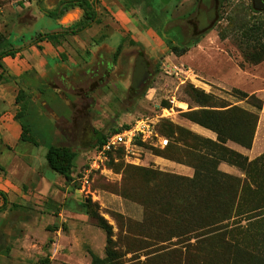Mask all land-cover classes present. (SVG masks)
Instances as JSON below:
<instances>
[{
  "label": "rangeland",
  "instance_id": "1",
  "mask_svg": "<svg viewBox=\"0 0 264 264\" xmlns=\"http://www.w3.org/2000/svg\"><path fill=\"white\" fill-rule=\"evenodd\" d=\"M194 8L195 0H0V51L18 50L0 60V187L8 196L0 211V264H264V156L255 166L232 155L239 167L219 162L208 157L200 136L172 120L185 118L177 106L197 105L188 86L211 94L212 105L241 102L234 105L258 114L234 89H264V60L245 58L243 36L264 10L251 0H220L218 17L196 38L169 28ZM127 28L132 32L125 35ZM49 32L65 33L53 42L58 62L43 66L25 50ZM105 35L111 47L120 44L105 59L69 60L80 44ZM174 49L187 51L176 56ZM136 51L151 70L137 93L130 88ZM169 64L189 68L193 83L165 72ZM254 94L263 104L264 96ZM25 100L36 111L27 116L26 141H15L20 130L12 126H20L16 114ZM155 105L167 148L136 142L132 152L116 150L91 167L95 132L107 135L153 116ZM234 122L244 126L241 118ZM50 144L77 152L70 180L48 167ZM162 159L190 165L202 179H220L207 191L194 190ZM222 162L239 173L222 172Z\"/></svg>",
  "mask_w": 264,
  "mask_h": 264
},
{
  "label": "trees",
  "instance_id": "2",
  "mask_svg": "<svg viewBox=\"0 0 264 264\" xmlns=\"http://www.w3.org/2000/svg\"><path fill=\"white\" fill-rule=\"evenodd\" d=\"M260 13V11L258 12ZM55 17V15H51ZM65 32H49V33H43L39 34V37L35 40V42L40 41H48V42H56L60 36H63ZM72 33H74L72 31ZM245 38V42L248 43V47L250 44V49L244 51L245 58L250 62L257 64L264 60V39H262V36H264V18H261L259 21L254 23L252 26L248 27L246 31L243 34ZM173 53L176 56L183 55L187 50L183 49L181 51L179 50H172ZM18 50L8 48L0 51V60L3 57H14ZM188 95L190 98H192L194 101H196L197 105L194 107H189V110L186 112H183L184 117L188 119L189 121H192L193 123H196L208 130H211L216 134V140L212 141L210 139H206L203 137H199V141L203 143V147L208 150V157H212L215 160L225 161L232 165H236L239 167L236 161H231L228 157V155H232L235 159L239 158L242 160V163L247 166H255L257 163L261 160V158L264 156V153L255 158L254 160L248 161V158L229 149L227 146H225L227 141H233L235 143H238L239 145L249 149L252 144V140L254 137V132L256 129L257 121H258V114L255 112H249L248 110H245L244 108L235 106V105H212L210 101L213 99V96L209 93L204 92L201 89L195 88L193 86H188ZM235 93L239 94L241 97L245 98L246 100H252L250 104L256 109V111L259 113L262 109V101L260 98H258L254 93L248 94L244 91L234 89ZM19 95L16 97V101L18 100ZM23 95H21V98ZM28 98V96H26ZM25 98V99H26ZM56 102L59 101L58 98L55 100ZM27 100L22 102V109H20L17 112V119L19 120V125L21 126V135L20 139L23 141H26L23 134L28 132L27 126H29V122L26 121L27 116L30 112L36 111V106L30 102V106L27 105ZM24 112L26 113V116L24 115ZM25 116V117H24ZM23 117V119H22ZM236 118H241L244 120V126H236V123L234 120ZM180 129H184L182 127L177 126ZM115 131V130H113ZM157 131H159V123L157 124ZM95 143L93 144V147L96 145H100L104 142L107 135H103L99 132H95ZM162 135V134H161ZM247 135V136H246ZM244 136V137H243ZM243 137V138H242ZM34 145H37L36 142L33 143ZM165 146L164 148H167ZM161 148V149H164ZM119 151H123V149H118ZM111 153V152H110ZM109 153V154H110ZM77 157V152L74 151L71 147H68L63 144H50L47 147L46 153H45V160L48 165V167L55 171L56 173L60 174L65 180H70L72 169L74 167V160ZM264 157L262 158V160ZM183 164V163H182ZM190 166V165H189ZM192 167V166H191ZM194 170V173L192 177H185L186 182L188 185H191L194 190H202L207 191L209 190L207 185H213L215 186L217 182L219 181L220 177L215 180L211 179L209 181L208 178L202 179L201 174L195 173L194 167H192ZM1 169V166H0ZM243 171H245V168L243 166ZM219 172V171H218ZM221 173V172H220ZM219 173V174H220ZM223 174V173H221ZM220 174V175H221ZM224 175V174H223ZM227 176V175H226ZM183 177V176H179ZM212 183V184H211ZM0 196L3 199V203L0 206V211L4 210L7 205V196L6 193L0 190ZM236 196V193L233 196ZM238 197V195H237ZM242 201V199H240ZM78 203L81 206H85L86 202L83 200L78 201ZM107 241L108 243H111V231L109 228H107ZM243 264H251L250 262H243Z\"/></svg>",
  "mask_w": 264,
  "mask_h": 264
},
{
  "label": "crops",
  "instance_id": "3",
  "mask_svg": "<svg viewBox=\"0 0 264 264\" xmlns=\"http://www.w3.org/2000/svg\"><path fill=\"white\" fill-rule=\"evenodd\" d=\"M90 29H91V26L87 27L85 30H90ZM106 37H107V35L103 36L101 41H98V39L95 40L93 45L88 46L87 44L86 45L80 44V46H79L80 48H75V51H77L76 53L78 55L76 57L70 55L69 60H71V62L74 65H76L77 63L88 64L89 60L92 56H94V58L97 61H102L103 59H105L104 56L106 54H108L112 51H115L119 45L118 44L116 47H111L110 45L107 44V41H106L107 38ZM29 47L30 48L28 50H25V52H27L29 57H32L34 59L39 58L40 63H42V64H40L39 62H37V63H39V65H43V66L46 65L48 60H53L54 62L56 61L55 63H57L58 58H60V54H58V53H60L61 50L55 48L52 42H48V41L35 42L33 44H30ZM81 51H82V53L84 52V55L81 53ZM61 60H64L63 57L61 58ZM33 70L35 71V69H33ZM28 71L29 70L26 69L22 73H24V74L30 73ZM65 74H67V72H65ZM241 82H243V81L241 80ZM216 84L218 86H220V84H222V82L217 80ZM238 88L244 92L248 91V89H244V87H238ZM69 89H71L70 86H69ZM250 90H251L250 93H259V94L264 96V89L253 88ZM246 93H248V92H246ZM54 99H56V97ZM239 103H241V102H237L234 104H239ZM183 104L187 105L186 103H183ZM177 107H179L177 109V112H179V113H183V112H186L189 110L187 108V106H186V108H182L181 106H177ZM172 120L174 121L175 125L182 127L186 130H189L192 133H194L200 137L210 139L212 141L216 140V134L214 132H212L211 130H208V129H206V128H204V127H202L196 123H193L192 121H189L186 118H180V119L177 118L176 120H174L172 118ZM12 127H13V129H19L20 130L19 134L16 136L15 141H23L20 139V135L22 132L21 126H12ZM3 139L4 138L2 137L0 144L2 143ZM225 146H227L229 149L247 157L248 161L254 160L255 158H257L258 156H260L261 154L264 153V103L262 104V109L258 113V121H257L256 129L254 132V137L252 140L251 147L249 149H247V148H245V147H243V146H241L238 143H235L233 141H227ZM162 165H163L164 169H168L170 172L176 173V174L181 175V176L192 177V175L194 173L193 168L189 165H186V164L176 163L174 161L162 159ZM218 168L222 172L230 174V175H237L239 173L238 169H236L234 166H230L224 162L220 163ZM0 190L5 192L4 190H2L1 187H0ZM6 196H7V194H6ZM7 201H8V196H7ZM2 203H3V199L0 197V206L2 205ZM7 204H8V202H7Z\"/></svg>",
  "mask_w": 264,
  "mask_h": 264
},
{
  "label": "built area",
  "instance_id": "4",
  "mask_svg": "<svg viewBox=\"0 0 264 264\" xmlns=\"http://www.w3.org/2000/svg\"><path fill=\"white\" fill-rule=\"evenodd\" d=\"M164 70L177 77L180 83H186L187 81L193 83L191 77L194 75L190 73L191 70L189 68H185L183 65L169 64L164 67ZM154 107L156 113L153 116H138L125 125H119L115 131L109 132L104 142L93 148L94 159L91 167L97 165V162L106 159L110 152H114L120 148L127 154L132 152L136 142H147L152 146L160 148L167 146L168 139L157 131V124L162 115L157 113L159 111L158 105ZM85 184H87L86 177L81 182L80 191L84 189Z\"/></svg>",
  "mask_w": 264,
  "mask_h": 264
},
{
  "label": "flooded vegetation",
  "instance_id": "5",
  "mask_svg": "<svg viewBox=\"0 0 264 264\" xmlns=\"http://www.w3.org/2000/svg\"><path fill=\"white\" fill-rule=\"evenodd\" d=\"M262 1L264 2V0ZM219 8H220V0H195L194 10L186 17L181 16V17L171 19V21L169 22L171 23L169 28H174V27L179 26V28L183 30L185 34H188L189 38H196L214 23V21L218 17ZM85 28L86 27H84V29ZM131 32L132 30L130 28H127L125 35L130 34ZM131 39L135 40L136 38L135 37L133 38V36H131ZM135 54H136L135 60H134V64H133L132 71H131V80H132V73L136 66V62L138 61L139 56H141L145 62L146 73H148V75L146 76V79H147L151 75L150 64L145 60V57L142 51H136ZM108 70L109 68H107L105 71L106 77L109 73ZM85 73H87V71H85ZM93 75H95V72L93 73ZM106 77L102 75L101 81H105ZM130 88H131V83H130ZM138 90H134L131 88V91L135 93H137ZM55 97L56 96H54V98ZM54 98H53L54 103H56L55 101L56 99Z\"/></svg>",
  "mask_w": 264,
  "mask_h": 264
},
{
  "label": "water",
  "instance_id": "6",
  "mask_svg": "<svg viewBox=\"0 0 264 264\" xmlns=\"http://www.w3.org/2000/svg\"><path fill=\"white\" fill-rule=\"evenodd\" d=\"M252 6L256 10H264V2L262 0H252ZM147 75L148 73H146L145 62L143 58L139 56L132 73L131 88L138 90L139 87L146 81Z\"/></svg>",
  "mask_w": 264,
  "mask_h": 264
}]
</instances>
